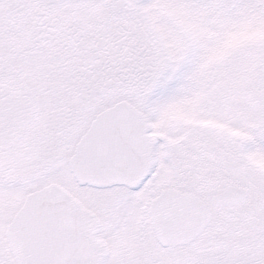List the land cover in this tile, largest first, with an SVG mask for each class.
<instances>
[{
    "label": "snow or ice",
    "instance_id": "6c2138e0",
    "mask_svg": "<svg viewBox=\"0 0 264 264\" xmlns=\"http://www.w3.org/2000/svg\"><path fill=\"white\" fill-rule=\"evenodd\" d=\"M0 264H264V0H0Z\"/></svg>",
    "mask_w": 264,
    "mask_h": 264
}]
</instances>
